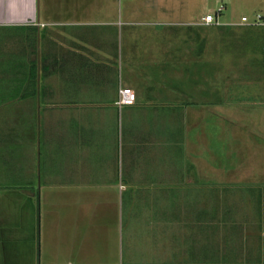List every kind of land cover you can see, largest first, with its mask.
I'll list each match as a JSON object with an SVG mask.
<instances>
[{
  "label": "crops",
  "instance_id": "0c3cea01",
  "mask_svg": "<svg viewBox=\"0 0 264 264\" xmlns=\"http://www.w3.org/2000/svg\"><path fill=\"white\" fill-rule=\"evenodd\" d=\"M114 4L0 0V264H264V26Z\"/></svg>",
  "mask_w": 264,
  "mask_h": 264
},
{
  "label": "rangeland",
  "instance_id": "374dc122",
  "mask_svg": "<svg viewBox=\"0 0 264 264\" xmlns=\"http://www.w3.org/2000/svg\"><path fill=\"white\" fill-rule=\"evenodd\" d=\"M159 1L160 0H115V4L113 7V10H115L117 13H152L155 15H159L160 13V8H159ZM191 1H193V5H191ZM263 0H183L185 4L188 5L190 3V6H193V15L196 16L197 18H202V16L208 15H216L218 12L219 8L224 7V11L221 15L222 20L224 22L228 23L230 20H240L242 15H248V16H253L257 15L260 13L262 8H264V3H262ZM151 5H154L151 7ZM256 17V16H255ZM224 33L229 32V34H219L218 38H211V33H208L207 30L205 31H200V37L195 34V43L198 44H212L214 46L216 45H235L236 43L239 44V42H245L251 43L244 41L245 38L253 40L252 36L250 33L253 31H246L242 30L240 27H222L220 28ZM220 30H218L217 33H219ZM245 33H243V32ZM239 35L238 33H243L241 36H236L235 34ZM230 36V37H228ZM123 38V39H122ZM140 38V37H137ZM254 41L256 45L259 43V38ZM144 37H141L138 39V43L143 40ZM229 39V41H228ZM113 43H116V48L115 49V54L116 56L119 54H123L124 56V51H125V37L123 36H116L113 37ZM123 45V48H122ZM260 45V44H259ZM210 46V45H209ZM10 57V56H9ZM121 59V56H120ZM119 59V60H120ZM186 66V65H185ZM230 68L228 71L230 72ZM259 73V72H258ZM262 74L264 76V66L262 69ZM5 83L3 81L0 82V92L3 91V85ZM76 86V85H75ZM43 103H45L44 100H42ZM235 198V197H234ZM239 198V197H238ZM236 200V198H235ZM264 213V211H263ZM264 216V214H263Z\"/></svg>",
  "mask_w": 264,
  "mask_h": 264
},
{
  "label": "built area",
  "instance_id": "2783aa9c",
  "mask_svg": "<svg viewBox=\"0 0 264 264\" xmlns=\"http://www.w3.org/2000/svg\"><path fill=\"white\" fill-rule=\"evenodd\" d=\"M224 11V7H221L216 15H207L203 20L206 24H218L217 17ZM243 23L251 22L253 25H262L264 26V16L261 14L256 15L254 20H249L247 17H244L242 19ZM137 96L134 91L128 88H121L119 91V100L118 105L119 106H132L136 103Z\"/></svg>",
  "mask_w": 264,
  "mask_h": 264
}]
</instances>
